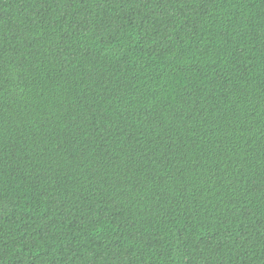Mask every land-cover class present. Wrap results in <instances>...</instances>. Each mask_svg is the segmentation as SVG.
Listing matches in <instances>:
<instances>
[{"label": "trees", "instance_id": "1", "mask_svg": "<svg viewBox=\"0 0 264 264\" xmlns=\"http://www.w3.org/2000/svg\"><path fill=\"white\" fill-rule=\"evenodd\" d=\"M0 264H264V0H0Z\"/></svg>", "mask_w": 264, "mask_h": 264}]
</instances>
